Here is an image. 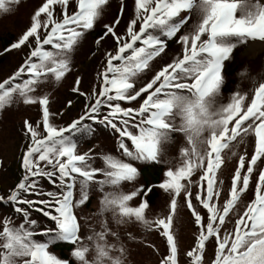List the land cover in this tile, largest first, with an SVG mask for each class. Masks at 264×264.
Segmentation results:
<instances>
[{"label":"snow or ice","instance_id":"obj_1","mask_svg":"<svg viewBox=\"0 0 264 264\" xmlns=\"http://www.w3.org/2000/svg\"><path fill=\"white\" fill-rule=\"evenodd\" d=\"M23 2L0 0V17ZM111 4L112 0H41L27 28L0 51L3 55L27 49L20 65L0 78V116L21 103L38 105L41 111L35 124L24 121V174L0 195V209H12L11 215L0 211V264H70L50 251L63 243L73 246L71 255L79 264H125L127 242L136 241L129 225L165 239L167 251L159 264H179L173 222L181 197L197 228L185 253L189 264H204L208 244L214 246L211 264H264V79L257 84L256 77H250L256 84L251 94L235 90L227 103L220 101L236 52L254 58V42L264 43V3L134 0V18L121 34L118 26L126 0H120L118 15L103 24L102 34L93 41L97 49L108 38L115 45L103 53L98 87L82 91L77 76L71 91L85 98L84 111L66 126H57L54 121L64 112L50 110L51 93L45 89L59 86L72 72L74 56ZM173 40L181 52L138 86L157 58L167 55ZM236 62L238 67L243 64ZM248 71L240 68L241 75ZM137 101L138 107L123 106ZM71 106L68 100L66 107ZM100 134L114 138L116 154L78 151L79 138L86 141ZM176 134L186 145L178 146L180 162L166 168L158 185H137L143 174L138 165L170 164L165 156ZM249 137L254 138L251 154H238L237 147ZM233 157H238L237 164L222 197L221 176L226 160ZM97 159L102 166H95ZM43 181L52 189L46 190ZM124 182L133 183V189L121 190ZM250 183L254 197L244 204ZM94 186L102 193L100 214L110 213L111 221H100V230L91 229L85 238L81 213ZM155 187L168 193L170 202L166 215L149 218L148 197ZM33 212L54 226H42ZM13 217L22 219L16 223ZM233 218L232 231L225 230ZM37 235L44 239L36 240ZM90 252L95 254L92 260Z\"/></svg>","mask_w":264,"mask_h":264},{"label":"trees","instance_id":"obj_2","mask_svg":"<svg viewBox=\"0 0 264 264\" xmlns=\"http://www.w3.org/2000/svg\"><path fill=\"white\" fill-rule=\"evenodd\" d=\"M41 0H24V2L11 14H6L0 17V51L7 47L10 43L14 42L16 38L27 28L29 25V17ZM262 3L263 0H261ZM120 0H112L110 9L107 10L104 18L97 24L95 31H92L84 44L83 49L74 56V67L70 74L61 82L59 86L49 85L45 91L51 93V108L53 112L63 111L64 115L57 118L54 123L57 126H66L72 119L77 118L84 111L85 98L72 93L71 89L74 86L75 78L78 76L81 79V89L84 92H90L93 88H97L99 80L97 72L103 67L105 51H111L115 45L111 38L103 42V47L97 49L93 41L103 32V24L110 23L116 15H118ZM134 0H126V11L122 17V22L118 26V31L123 34L126 26L133 16ZM27 49L23 52L13 50L10 53L0 55V78L6 77L13 72L22 62ZM96 54L93 55L92 53ZM181 52V46L175 40L171 41L168 45L167 55L162 58H157L153 63V71L143 74L139 79L138 86H142L144 82L152 77L155 70H158L162 65L170 62L176 55ZM236 60L232 62V68L227 77V84L222 91L220 101L227 103L232 93L235 90L241 92H248L251 94L254 86L253 80L250 77H256V83L264 79V50L256 55L253 59L241 57L240 52H236ZM243 60V64L238 67L237 62ZM246 67L249 71L244 75L240 74V68ZM38 94L40 92L38 91ZM72 101L71 107H66L67 101ZM141 101L133 102L132 104H124L123 106L138 107ZM41 118V111L38 105L28 106L24 104H17L11 108L6 109L2 116H0V160L3 162V170H0V195H5L9 189L14 187L16 183L23 176L21 168V156L28 143V138L24 134V121L37 122ZM176 143L167 148L165 159L170 164H158L147 166L138 165L141 167L142 176L135 182L138 184L151 183L158 185L164 178L163 173L168 166H176L179 161L178 146H186L184 138L181 134L175 135ZM254 145V138H246L244 144L237 147L238 154H243L245 150L251 154ZM89 149H94L97 154L102 152H111L116 154V145L114 138L109 134L96 135L95 138L89 137L86 141L81 137L78 139V151L80 153L87 152ZM238 157H233L231 160H226V167L223 170L221 179L225 181L222 197H226L230 184V176L236 167ZM95 166H102V162L97 159ZM198 179V174L194 176ZM43 187L46 190H51L52 186L47 181H43ZM133 183L124 182L120 188L124 192L133 189ZM111 189L105 188V191ZM193 187V191H195ZM254 197V183H250L249 191L244 195L243 202L246 204ZM31 198V197H30ZM102 193L98 190V186H94L90 191V202L83 208L81 215L84 217L82 223H85L84 230L81 235L85 238L91 233V229L100 230V221L108 219L111 221V214L107 213L103 216L100 214V201ZM150 203L149 218L164 216L168 212V205L170 202V195L165 193L159 187H155L153 192L148 197ZM133 205L138 203V200L131 202ZM243 208V204L241 205ZM5 215H11L12 209L10 207L0 209ZM32 215L40 221V224L47 226H54L47 218L40 214L33 212ZM16 223H19L22 217H13ZM234 220L228 221L225 230L232 231ZM114 230L117 226L112 224ZM128 230L133 232L136 236L135 242H127L129 248L128 257L125 264H159L163 254L166 253V241L157 232H147L139 225H129ZM173 228L178 238L179 243V264H189V260L185 253L193 245L194 235L197 233V228L192 220L191 214L187 209L183 198H178L177 213L174 217ZM120 231L123 232L124 228L121 227ZM36 240H43L42 236H35ZM110 242L112 238H109ZM85 242H87L85 240ZM148 245H154L155 248ZM73 246L68 243H63L58 246L52 247L50 251L56 254L60 259H65L70 264H79L78 261L72 257ZM155 249H159L156 252ZM94 252L88 254V259L92 260ZM214 257V246L208 244L206 248V257L204 264H211Z\"/></svg>","mask_w":264,"mask_h":264},{"label":"rangeland","instance_id":"obj_3","mask_svg":"<svg viewBox=\"0 0 264 264\" xmlns=\"http://www.w3.org/2000/svg\"><path fill=\"white\" fill-rule=\"evenodd\" d=\"M263 2H264V0H263ZM254 43H255L256 47H255L254 53H252L251 56L256 57L257 54H259L261 51L264 50V43H262L260 41H255ZM247 58H249V57H247ZM249 59H253V58H249Z\"/></svg>","mask_w":264,"mask_h":264}]
</instances>
